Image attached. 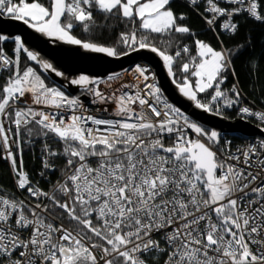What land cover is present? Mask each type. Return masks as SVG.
Instances as JSON below:
<instances>
[{
	"label": "snow or ice",
	"instance_id": "1",
	"mask_svg": "<svg viewBox=\"0 0 264 264\" xmlns=\"http://www.w3.org/2000/svg\"><path fill=\"white\" fill-rule=\"evenodd\" d=\"M190 13L203 28L193 30ZM5 18L107 57L153 53L196 109L222 119L235 109L262 134L190 119L146 66L106 93L100 85L120 74L68 79L21 35L0 31V160L15 190L0 185V264H264V110L243 102L235 67L254 49L241 29L264 26V0H0ZM261 61L264 52L243 63L258 77ZM37 145L34 180L24 154Z\"/></svg>",
	"mask_w": 264,
	"mask_h": 264
},
{
	"label": "water",
	"instance_id": "2",
	"mask_svg": "<svg viewBox=\"0 0 264 264\" xmlns=\"http://www.w3.org/2000/svg\"><path fill=\"white\" fill-rule=\"evenodd\" d=\"M0 31L21 35L31 50L37 51L44 58L53 63L58 70L65 73L68 79L77 78L80 74H87L94 79H104L112 74H120L137 62H146L150 64L156 77V83L164 96L184 111L189 117L201 123L207 128H242L250 137L260 136V129L250 121H242L240 118L222 119L221 117L205 113L196 109L191 101L184 98L172 83V78L168 76L167 69L163 66L162 61L153 53L140 51L131 53L128 56L119 58L107 57L105 54L86 52L77 46H70L63 43H52L47 37L33 30L28 29L20 22L9 21L6 18L0 20ZM10 43V42H9ZM48 80L57 86L63 84V90L71 95L84 91L78 86L70 85L67 79L56 77L53 73H45ZM86 96H82L85 99Z\"/></svg>",
	"mask_w": 264,
	"mask_h": 264
},
{
	"label": "trees",
	"instance_id": "3",
	"mask_svg": "<svg viewBox=\"0 0 264 264\" xmlns=\"http://www.w3.org/2000/svg\"><path fill=\"white\" fill-rule=\"evenodd\" d=\"M180 10L185 12L189 11L187 8H181ZM187 23L190 24L193 30L196 31L203 28L202 21L194 13H190V19L187 21ZM246 32H250L253 38L254 49H249V52L246 53L245 57H242L241 59H237L235 61V67L237 73L239 74V79L241 81L240 87L243 93L245 94V96L251 102H253V104L264 107V61H261L262 70L258 77L254 73L249 74L248 64L243 63L247 55H252L255 56L256 58H259L261 56V53L264 52V26L249 24L245 26V28L241 29V33L237 37V39L243 42ZM84 35L87 36V34ZM201 38L211 42L213 45H216V38L212 35V33H207V35ZM100 39L105 43L111 44L115 42L116 34L115 33L109 34L108 32H105L103 36L100 37ZM226 43L230 47L233 46L232 41H226ZM8 47L9 48L12 47L11 43L8 44ZM232 81L233 78L229 76V79L224 86L229 87ZM47 82L51 83L49 80H47ZM227 117L231 118L232 114L228 115ZM38 147L39 146L37 145V150L35 153L33 151H29L26 148L24 154L25 168L27 171H29L30 175H32L34 180L39 179L35 175L37 169L40 168ZM51 179L55 180L56 177L52 176ZM12 184H13L12 174L10 172L8 162L4 160H0V185L14 191V189H12ZM44 187L47 188L48 185L44 184Z\"/></svg>",
	"mask_w": 264,
	"mask_h": 264
},
{
	"label": "built area",
	"instance_id": "4",
	"mask_svg": "<svg viewBox=\"0 0 264 264\" xmlns=\"http://www.w3.org/2000/svg\"><path fill=\"white\" fill-rule=\"evenodd\" d=\"M137 64L148 67L149 70H150V72L155 74V71H154L153 67H152L150 64H148V63H146V62H137V63L134 64L132 67H130L128 70H126V71L120 73V79H118V80H113V81L109 82V83L111 84V87H108L107 84H101V85H100L101 90H103V91H105V92L107 93V92H111V91H113V90H115V89H119V88H120V85H121L122 83H126V82H127V83H131V82H133V81H134V76L132 75V70L134 69V67H135ZM106 79H107V78H104V79H102V80H106ZM233 82H234V81H232V83H233ZM155 83H156V79H155ZM232 83L230 84L229 87H231ZM156 84H157V83H156ZM223 87H224V88H228V87H226V86H223ZM62 90H63V89H62ZM121 90H123V89H121ZM64 91H65V90H64ZM65 92H66V91H65ZM83 92H84V91H80V92L76 93L75 95H80V94L83 93ZM66 93H67V92H66ZM68 94H69V93H68ZM117 94H119V92H117ZM243 94H244V93H243ZM85 96H86V95H85ZM90 99H91L90 97H87V96H86V98L84 99L85 103L87 104V103H88V100H90ZM243 102H244L245 104H251V105H254L258 110H264V107H262V106H257V105H255V104H253V102H251V101L245 96V94H244V101H243ZM95 107H97V106H96V105H89V109H90V110L93 109V108H95ZM107 107L111 110L112 107H113V105L109 104V105H107ZM231 114H232V117H231V118L227 117V118H229V119L240 118V117L237 115V112H236L235 109L226 110V116L231 115ZM190 119H191V118H190ZM248 121H250L251 123H253L254 125H256V126L260 129V127L258 126L257 121H256L255 119L249 118ZM233 135H239V134L234 133ZM254 137H258V136H254ZM241 142H242L241 140H234V141H233L234 145H239ZM4 161H5V160H4ZM6 162H7V161H6ZM39 170H40V168L37 169V172H38ZM38 178H39V177H38ZM14 191H15V190H14ZM16 195H20V193H19V192H16Z\"/></svg>",
	"mask_w": 264,
	"mask_h": 264
}]
</instances>
